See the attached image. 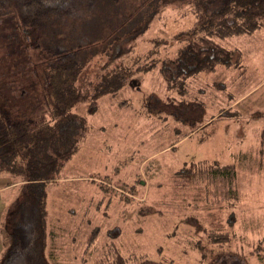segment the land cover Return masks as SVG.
<instances>
[{"label": "rangeland", "instance_id": "1", "mask_svg": "<svg viewBox=\"0 0 264 264\" xmlns=\"http://www.w3.org/2000/svg\"><path fill=\"white\" fill-rule=\"evenodd\" d=\"M159 7L123 57L138 64L154 58L158 66L136 74L117 96L100 98L81 130L78 152L47 188L52 264H100L111 239L127 264H264V249L256 252L264 244V25L217 38L239 50L238 60L189 76L186 92H180L168 86L161 62L188 42L196 15L185 0H164ZM6 19L0 27L7 36H0V85L16 95L28 86L27 69L37 67L42 49L31 30L14 35L17 22ZM8 50L13 53L4 57ZM198 160L234 164L238 196L221 199L220 181L178 184L175 172ZM10 178L0 173V186ZM13 186L0 193V264L11 246L5 216L22 194L19 184ZM212 225L228 231L230 240L212 243ZM95 226L99 234L85 251Z\"/></svg>", "mask_w": 264, "mask_h": 264}, {"label": "trees", "instance_id": "2", "mask_svg": "<svg viewBox=\"0 0 264 264\" xmlns=\"http://www.w3.org/2000/svg\"><path fill=\"white\" fill-rule=\"evenodd\" d=\"M163 1L0 0V22L13 16L17 25H11L12 33L19 36L18 30H31L42 49L37 67L27 69L31 72L28 86L10 95L0 85V173L12 177L7 184H19L22 192L5 216L11 246L2 264H52L47 252V188L60 179L66 163L78 152L81 130L87 126L88 115L98 111L100 98L117 96L136 74L158 66L160 60L154 58V62L138 64L139 60L127 63L123 57L131 50L128 42L150 26ZM185 2L194 8L196 24L177 56L163 59L160 67L168 74V86L180 92H186L189 76L238 60L239 50L217 38L249 34L264 25V0ZM3 30L0 33L5 34ZM12 53L8 50L4 57ZM81 105H85L84 112ZM199 180L222 182L221 199L238 196L232 163L191 161L175 172V181L184 187ZM122 198L130 202L132 196L122 194ZM118 230L110 229L109 235L116 237ZM99 231L96 226L91 230L85 251L93 248ZM208 239L223 244L230 236L212 225ZM259 248L264 249V244L256 252ZM99 261L127 264L129 259L111 239L106 257Z\"/></svg>", "mask_w": 264, "mask_h": 264}, {"label": "crops", "instance_id": "3", "mask_svg": "<svg viewBox=\"0 0 264 264\" xmlns=\"http://www.w3.org/2000/svg\"><path fill=\"white\" fill-rule=\"evenodd\" d=\"M13 185L14 184H12V185H8L7 183L3 184V186H0V193L12 188Z\"/></svg>", "mask_w": 264, "mask_h": 264}]
</instances>
